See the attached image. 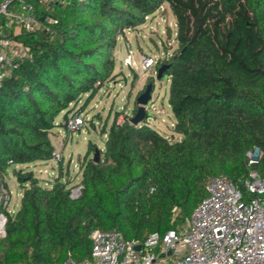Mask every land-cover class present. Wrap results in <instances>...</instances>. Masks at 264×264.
I'll return each instance as SVG.
<instances>
[{
	"label": "trees",
	"instance_id": "1",
	"mask_svg": "<svg viewBox=\"0 0 264 264\" xmlns=\"http://www.w3.org/2000/svg\"><path fill=\"white\" fill-rule=\"evenodd\" d=\"M23 1L34 5L39 30L15 35L0 18V39L27 49L0 86V174L8 190L10 174L23 188L15 215L0 206L7 216L0 264L85 261L95 230L140 242L163 237L198 207L211 178L227 177L243 192L252 170L264 180V0ZM164 4L176 20L178 48L157 69L168 66L163 78L171 80L181 139H168L149 119L133 125L135 108L122 123L117 113L104 124V148L88 143L78 199L70 196L76 178L65 174L64 162L47 186L21 171L54 160V129L68 131L70 118L84 110L72 111L73 104L93 99L113 77L117 38ZM89 122L94 128L95 119ZM255 149L260 160L249 166Z\"/></svg>",
	"mask_w": 264,
	"mask_h": 264
},
{
	"label": "built area",
	"instance_id": "2",
	"mask_svg": "<svg viewBox=\"0 0 264 264\" xmlns=\"http://www.w3.org/2000/svg\"><path fill=\"white\" fill-rule=\"evenodd\" d=\"M0 18L6 19L7 28L20 32L34 33L42 26L34 5L23 0H1ZM5 26L0 25V35ZM13 43L24 47L9 38L0 39V86L13 64ZM126 63L131 64V56ZM158 64V59L142 58L146 71ZM84 127L83 114L68 122L70 134ZM259 151L248 153L249 166L259 162ZM63 160L62 153L56 150L53 161L59 165ZM82 189L80 181L71 189V198L78 199ZM206 191V197L178 230L163 237L151 234L145 242L125 240L116 231L95 230L90 236L91 258L78 262L70 256L62 264H264V180L252 170L243 192L227 177H213ZM10 202L11 194L0 174V206L8 210ZM6 224L7 216L0 213V238L6 236Z\"/></svg>",
	"mask_w": 264,
	"mask_h": 264
},
{
	"label": "rangeland",
	"instance_id": "3",
	"mask_svg": "<svg viewBox=\"0 0 264 264\" xmlns=\"http://www.w3.org/2000/svg\"><path fill=\"white\" fill-rule=\"evenodd\" d=\"M49 2L51 0H48ZM19 32V29L14 30L15 35ZM176 35V20L166 4L148 16L145 23L126 29L117 38L114 51L115 69L111 80L105 83L93 99L89 101L87 96H83L72 106L74 112L84 108L86 127L72 134L64 127L58 126L54 129L51 139L56 150L63 155L65 174L68 170L71 177L76 178L75 185L82 179L80 164L87 154L88 143L93 142L98 148H104L106 139V135L103 134L104 124L107 123L109 127L117 113L122 114L118 119V122L122 123L126 115H131L133 110L138 108L136 100L146 91L148 85H153L152 100L147 110L149 124L168 139L173 141L181 139V136L174 132L175 121L169 104L171 80L167 77L158 80L157 66L147 71L142 67L144 56L158 59L159 62L170 59L178 48ZM11 51L14 57L27 54V49L20 44L13 43ZM129 56H131L130 65L126 63ZM63 115L57 119V123L62 122ZM93 118L95 119L94 128L89 122ZM21 167L23 172H34L43 185L54 182L59 175V165L54 161L38 162ZM5 183L11 194L7 211L15 215L21 205L23 188L12 174L5 176Z\"/></svg>",
	"mask_w": 264,
	"mask_h": 264
},
{
	"label": "water",
	"instance_id": "4",
	"mask_svg": "<svg viewBox=\"0 0 264 264\" xmlns=\"http://www.w3.org/2000/svg\"><path fill=\"white\" fill-rule=\"evenodd\" d=\"M167 68H168V66H162L158 70V76H157L158 80H161L163 78V75H164ZM152 92H153V85H148L146 88V91L142 95H140L138 97V99L136 100V103L138 106V111H137L136 115L132 118V124L133 125H139L143 121L148 119L147 110H148V106L152 100ZM94 158H95L96 162L99 161L100 153L98 150H96ZM137 249L140 250L141 246H138Z\"/></svg>",
	"mask_w": 264,
	"mask_h": 264
},
{
	"label": "crops",
	"instance_id": "5",
	"mask_svg": "<svg viewBox=\"0 0 264 264\" xmlns=\"http://www.w3.org/2000/svg\"><path fill=\"white\" fill-rule=\"evenodd\" d=\"M80 181H81V180H80ZM75 183H77V181H76Z\"/></svg>",
	"mask_w": 264,
	"mask_h": 264
}]
</instances>
